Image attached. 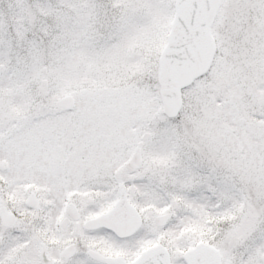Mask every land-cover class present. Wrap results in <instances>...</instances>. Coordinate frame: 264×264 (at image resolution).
I'll use <instances>...</instances> for the list:
<instances>
[{"label": "snow or ice", "instance_id": "6c2138e0", "mask_svg": "<svg viewBox=\"0 0 264 264\" xmlns=\"http://www.w3.org/2000/svg\"><path fill=\"white\" fill-rule=\"evenodd\" d=\"M0 264H264V0H0Z\"/></svg>", "mask_w": 264, "mask_h": 264}]
</instances>
